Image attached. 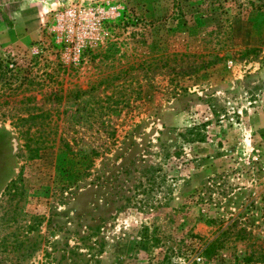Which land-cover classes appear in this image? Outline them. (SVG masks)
<instances>
[{"label": "rangeland", "instance_id": "obj_1", "mask_svg": "<svg viewBox=\"0 0 264 264\" xmlns=\"http://www.w3.org/2000/svg\"><path fill=\"white\" fill-rule=\"evenodd\" d=\"M54 1L0 35V264H264V0Z\"/></svg>", "mask_w": 264, "mask_h": 264}, {"label": "trees", "instance_id": "obj_2", "mask_svg": "<svg viewBox=\"0 0 264 264\" xmlns=\"http://www.w3.org/2000/svg\"><path fill=\"white\" fill-rule=\"evenodd\" d=\"M224 58H225V54L223 56L219 57V59H224ZM31 68H32V66L29 64L26 65L25 67L19 65V62L15 61L14 59H10V58L2 59V58H0V84H2V85H0V87L3 86V87H1L2 92H1L0 97H3V95L4 96L12 95L13 92L16 91L17 87L24 88L23 90H25L26 87L28 88V84L30 82V78H29L30 72L32 71ZM5 85H7V87ZM6 91H8V93ZM37 116L38 115H34V116H31L30 118L34 119ZM28 120H29V118L28 119L27 118H20V124H23L25 121H28ZM27 147H28V151H30L32 153L29 157L35 158L37 155V152L39 150V147L34 146L32 148V147H30L29 143L27 144ZM19 179L20 180L23 179L22 175H20ZM33 224H34V222H33ZM33 224L30 226V228L34 227ZM19 236L20 235L16 234V232H12L10 234L3 236L0 240V248H1L0 253H3V252L13 253L15 260H21V257H25V255L22 256L23 254H22L21 250H23V249L21 246L23 244V241L21 240V238ZM9 237H12V240H10V243H8ZM141 241L142 242H140V247L142 249H148L147 248L148 247L147 241H149V236H147V234H144V236L141 237ZM8 244H10V247H8ZM217 246H218V240L216 238V239L212 240L211 242H209L205 245V247L203 248V253L205 255H210V252H213ZM31 249L33 250L35 248H31ZM17 252H19L18 256L16 254ZM75 254L76 253L72 249H68L66 251V254H63L61 258L67 259L70 257V258H72V260H75L76 259L75 256H77ZM48 255H49V253H48ZM78 255L80 258V254H78Z\"/></svg>", "mask_w": 264, "mask_h": 264}, {"label": "crops", "instance_id": "obj_3", "mask_svg": "<svg viewBox=\"0 0 264 264\" xmlns=\"http://www.w3.org/2000/svg\"><path fill=\"white\" fill-rule=\"evenodd\" d=\"M28 1H33L31 3L33 4L36 0H0V25L6 24V28L2 33L0 32L2 38L18 39L17 35L21 34V30L30 26L34 28L39 26L41 18L46 13L45 11L54 7L56 3L54 0H37L40 2H37V5L33 4L37 11L29 14ZM30 15H32L31 18ZM16 26L18 27L17 31H14L13 27Z\"/></svg>", "mask_w": 264, "mask_h": 264}]
</instances>
